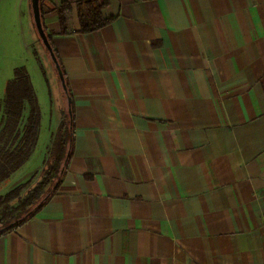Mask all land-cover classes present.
<instances>
[{
	"label": "crops",
	"instance_id": "0c3cea01",
	"mask_svg": "<svg viewBox=\"0 0 264 264\" xmlns=\"http://www.w3.org/2000/svg\"><path fill=\"white\" fill-rule=\"evenodd\" d=\"M63 1L42 16L71 153L0 264H263L264 0H106L84 32L72 5L60 33Z\"/></svg>",
	"mask_w": 264,
	"mask_h": 264
},
{
	"label": "trees",
	"instance_id": "16d2710c",
	"mask_svg": "<svg viewBox=\"0 0 264 264\" xmlns=\"http://www.w3.org/2000/svg\"><path fill=\"white\" fill-rule=\"evenodd\" d=\"M43 2L38 0L40 22L56 59L54 66H59L67 87L51 35L43 21ZM72 5L76 8L79 31L95 30L111 19L102 16L106 0L63 1L56 8L60 33L68 30ZM54 72H57L55 68ZM62 91L63 95L67 94V88ZM40 120V106L27 70L23 65L16 66L4 85L0 100V235L27 221L44 205L57 189L71 153V116L68 111L61 110L59 125L41 169L26 180L12 182L13 175L36 147Z\"/></svg>",
	"mask_w": 264,
	"mask_h": 264
},
{
	"label": "rangeland",
	"instance_id": "374dc122",
	"mask_svg": "<svg viewBox=\"0 0 264 264\" xmlns=\"http://www.w3.org/2000/svg\"><path fill=\"white\" fill-rule=\"evenodd\" d=\"M3 24L6 29L0 28V100L14 68L23 65L35 90L41 115L36 147L26 163L13 175L12 182L16 183L32 177L48 157V147L61 116L63 89L57 81L58 73L54 72L51 56L48 54V57L41 45L32 40L37 35L31 34L28 1L20 0L14 22Z\"/></svg>",
	"mask_w": 264,
	"mask_h": 264
},
{
	"label": "water",
	"instance_id": "95a60500",
	"mask_svg": "<svg viewBox=\"0 0 264 264\" xmlns=\"http://www.w3.org/2000/svg\"><path fill=\"white\" fill-rule=\"evenodd\" d=\"M28 1V5L30 7L31 10V16L33 19V26H34V30L36 32L37 37H39L40 39V43L41 45L48 51V54L51 56V59L55 62V56L52 52L51 46L47 40V37L45 35V32L43 30V27L41 25L40 22V16H39V8H38V0H27ZM57 73H58V79L57 81L61 83L62 89L66 90V85L64 83V77L62 74V71L59 69V66L56 65L55 67Z\"/></svg>",
	"mask_w": 264,
	"mask_h": 264
},
{
	"label": "flooded vegetation",
	"instance_id": "af4514ba",
	"mask_svg": "<svg viewBox=\"0 0 264 264\" xmlns=\"http://www.w3.org/2000/svg\"><path fill=\"white\" fill-rule=\"evenodd\" d=\"M35 34H36V32H35ZM35 42H37V43H39V44L41 45L39 37H36ZM41 47L43 48L45 54L48 56V51H47L42 45H41ZM48 57H49V56H48Z\"/></svg>",
	"mask_w": 264,
	"mask_h": 264
},
{
	"label": "built area",
	"instance_id": "2783aa9c",
	"mask_svg": "<svg viewBox=\"0 0 264 264\" xmlns=\"http://www.w3.org/2000/svg\"><path fill=\"white\" fill-rule=\"evenodd\" d=\"M264 264V263H263Z\"/></svg>",
	"mask_w": 264,
	"mask_h": 264
}]
</instances>
